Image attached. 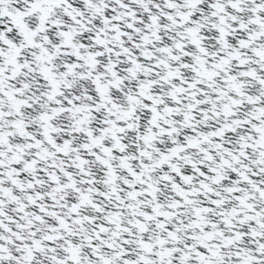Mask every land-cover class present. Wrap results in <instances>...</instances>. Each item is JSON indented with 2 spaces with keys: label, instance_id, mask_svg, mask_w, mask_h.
Returning <instances> with one entry per match:
<instances>
[{
  "label": "snow or ice",
  "instance_id": "6c2138e0",
  "mask_svg": "<svg viewBox=\"0 0 264 264\" xmlns=\"http://www.w3.org/2000/svg\"><path fill=\"white\" fill-rule=\"evenodd\" d=\"M0 264H264V0H0Z\"/></svg>",
  "mask_w": 264,
  "mask_h": 264
}]
</instances>
